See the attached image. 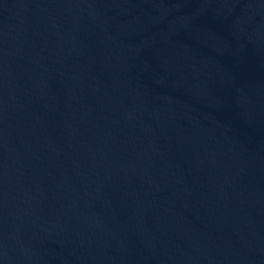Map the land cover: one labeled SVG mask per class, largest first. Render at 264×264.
<instances>
[{
    "label": "water",
    "instance_id": "1",
    "mask_svg": "<svg viewBox=\"0 0 264 264\" xmlns=\"http://www.w3.org/2000/svg\"><path fill=\"white\" fill-rule=\"evenodd\" d=\"M0 264H264V0H0Z\"/></svg>",
    "mask_w": 264,
    "mask_h": 264
}]
</instances>
